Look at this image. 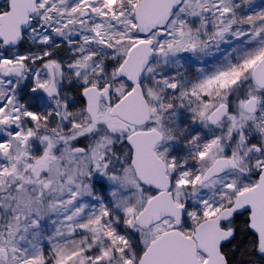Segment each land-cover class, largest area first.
Wrapping results in <instances>:
<instances>
[{"label": "snow or ice", "instance_id": "1", "mask_svg": "<svg viewBox=\"0 0 264 264\" xmlns=\"http://www.w3.org/2000/svg\"><path fill=\"white\" fill-rule=\"evenodd\" d=\"M0 264H264V0H0Z\"/></svg>", "mask_w": 264, "mask_h": 264}]
</instances>
